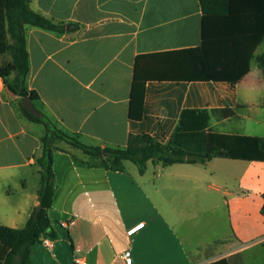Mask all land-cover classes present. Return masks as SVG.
Wrapping results in <instances>:
<instances>
[{
  "label": "crops",
  "instance_id": "1",
  "mask_svg": "<svg viewBox=\"0 0 264 264\" xmlns=\"http://www.w3.org/2000/svg\"><path fill=\"white\" fill-rule=\"evenodd\" d=\"M30 7L63 31L26 26L28 88L39 94L37 108L85 145L125 148L131 135L144 133L167 143L185 109L213 111L214 132L264 138L263 42L237 85L152 81L143 119L129 118L137 57L201 45L198 0H31ZM22 100L0 76V226L13 229L39 208L47 134L24 114ZM53 146L56 246L49 258L34 248L33 264H74L76 257L126 264L125 251L133 264H209L264 243V162L149 161L142 174L130 161L115 171L65 141Z\"/></svg>",
  "mask_w": 264,
  "mask_h": 264
},
{
  "label": "trees",
  "instance_id": "2",
  "mask_svg": "<svg viewBox=\"0 0 264 264\" xmlns=\"http://www.w3.org/2000/svg\"><path fill=\"white\" fill-rule=\"evenodd\" d=\"M203 11L202 43L199 47L140 55L135 62L131 88L129 118L141 121L145 114L147 84L152 81L176 83L216 82L237 85L251 71L255 51L264 42V0H198ZM31 0H0V76L9 90L21 98L30 97L35 105L36 91L29 90V52L26 26L51 32H62L45 16L34 12ZM264 69V52L258 57ZM39 109V108H38ZM31 121L43 124V155L38 160L41 175L39 208L23 229L0 226V264H33V249L45 237L56 238L50 210L55 197L53 144L65 141L86 154L104 159L115 171L123 170L125 161L137 165L144 174L149 161L164 166L178 163L205 165L215 158L264 162V138L222 134L212 131L213 111L183 110L179 123L167 143L150 134L131 135L125 148L92 147L77 136L59 129L44 113L35 116L22 106ZM224 112L229 115L230 110ZM110 163V165H108ZM264 213V211H263ZM209 264H230L221 258Z\"/></svg>",
  "mask_w": 264,
  "mask_h": 264
},
{
  "label": "rangeland",
  "instance_id": "3",
  "mask_svg": "<svg viewBox=\"0 0 264 264\" xmlns=\"http://www.w3.org/2000/svg\"><path fill=\"white\" fill-rule=\"evenodd\" d=\"M264 51V42L260 46V48L257 51V55L262 53ZM4 58H9L8 56H4ZM254 65V76L256 77L257 74V65L256 61L253 62ZM112 209H116L115 205L112 206ZM122 235V242H124V237ZM34 253L38 254L40 257H47L49 258L52 254L47 252L41 245H38L34 249ZM221 256H217L218 259ZM231 264H264V243H258L254 245H249L246 247L240 248L237 252L232 254L230 257Z\"/></svg>",
  "mask_w": 264,
  "mask_h": 264
},
{
  "label": "built area",
  "instance_id": "4",
  "mask_svg": "<svg viewBox=\"0 0 264 264\" xmlns=\"http://www.w3.org/2000/svg\"><path fill=\"white\" fill-rule=\"evenodd\" d=\"M63 226H66V224L64 223ZM143 227H144V224L141 223V224L131 228L128 231V235L129 236H133L138 231H140ZM41 246L45 250H47L48 252H53L54 249H55L56 243H55V240L53 238L45 237L42 240ZM123 258H124L126 264H133V257H132V253L130 251H125L124 254H123ZM74 264H89V262H88V260L86 258L76 257L74 259Z\"/></svg>",
  "mask_w": 264,
  "mask_h": 264
},
{
  "label": "water",
  "instance_id": "5",
  "mask_svg": "<svg viewBox=\"0 0 264 264\" xmlns=\"http://www.w3.org/2000/svg\"><path fill=\"white\" fill-rule=\"evenodd\" d=\"M23 106L27 111L35 116H40L41 112L35 105L34 101L30 97L23 98L22 100Z\"/></svg>",
  "mask_w": 264,
  "mask_h": 264
}]
</instances>
